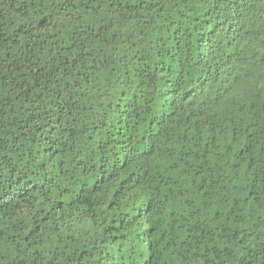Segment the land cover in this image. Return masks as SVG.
I'll return each mask as SVG.
<instances>
[{"label":"trees","instance_id":"obj_1","mask_svg":"<svg viewBox=\"0 0 264 264\" xmlns=\"http://www.w3.org/2000/svg\"><path fill=\"white\" fill-rule=\"evenodd\" d=\"M0 264H264V0H0Z\"/></svg>","mask_w":264,"mask_h":264}]
</instances>
